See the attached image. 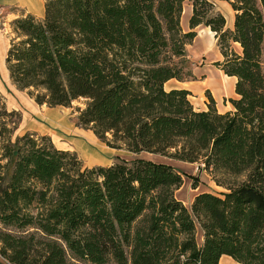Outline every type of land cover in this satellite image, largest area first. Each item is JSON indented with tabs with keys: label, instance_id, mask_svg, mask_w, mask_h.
I'll list each match as a JSON object with an SVG mask.
<instances>
[{
	"label": "trees",
	"instance_id": "16d2710c",
	"mask_svg": "<svg viewBox=\"0 0 264 264\" xmlns=\"http://www.w3.org/2000/svg\"><path fill=\"white\" fill-rule=\"evenodd\" d=\"M191 5L184 32L180 17ZM232 27L209 0H45L42 17L11 20L5 65L18 89L49 107L76 106V125L109 147L196 162L240 177L190 206L172 187V166L134 158L85 166L48 134L12 139L21 114L0 96V264H264V0H228ZM198 25L217 38L216 65L235 77L231 109L208 95L195 109L185 88V45ZM147 212L132 230L133 223Z\"/></svg>",
	"mask_w": 264,
	"mask_h": 264
},
{
	"label": "rangeland",
	"instance_id": "374dc122",
	"mask_svg": "<svg viewBox=\"0 0 264 264\" xmlns=\"http://www.w3.org/2000/svg\"><path fill=\"white\" fill-rule=\"evenodd\" d=\"M209 1L212 2L214 11L224 15L226 27H232L230 16H234V11L228 0ZM21 2L28 9L17 0H0V96L7 110H15L21 114L20 122L12 139L28 130H34L40 134L46 133L56 147L75 151L85 166L109 165L117 161H131L134 158L167 163L180 174L182 179L180 184L172 187L173 195L187 207L199 192L207 191L220 194L226 191L227 185L239 182L240 177H226L214 172L213 168L203 159L186 162L148 152L134 154L122 148L109 147L98 139L92 130L76 125L73 119V110L76 106H83L84 99L74 100L70 107H49L45 104H37L27 89H18L9 78L4 60L5 52H3L10 39L15 36L11 20L27 13L42 17L45 0H21ZM190 14L191 8L188 11L182 10L183 19L188 16L187 23L184 22L183 25H181L180 17V25L184 32L191 30L188 26ZM193 30L196 33L195 36L185 45L187 67L191 70L192 77L187 81H181L183 83H179L175 79L170 82L173 87L185 88L190 91L188 98L197 110L207 108L208 95L213 97L215 106L217 103V109L220 112L229 110L232 108L229 98H235L236 95L234 86L216 65V61L221 60L217 38L204 25H198ZM164 87L168 90L169 83ZM146 215L147 212L143 213L133 223L132 230H135ZM0 231L15 236H24L35 232L33 228L17 229L1 223ZM35 233V236L39 235L37 231ZM222 257L224 258L223 264H237L227 255ZM67 260L70 264H90L77 260L70 254L67 256ZM106 264L117 263L109 261Z\"/></svg>",
	"mask_w": 264,
	"mask_h": 264
},
{
	"label": "crops",
	"instance_id": "0c3cea01",
	"mask_svg": "<svg viewBox=\"0 0 264 264\" xmlns=\"http://www.w3.org/2000/svg\"><path fill=\"white\" fill-rule=\"evenodd\" d=\"M19 3H21V5H23V6H25L26 7V5H24L22 2H21V0H17ZM191 5H190V3L189 2H184V5H183V10H187L188 11V9L189 8H191L190 7ZM27 8V7H26ZM28 9V8H27ZM32 13H34V12H32ZM35 14H38V13H35ZM187 18H188V16H186L184 19H183V15L181 16V25H183L184 24V22L185 23H187ZM230 21H231V23L233 22V16H230ZM206 27V26H205ZM208 30H210L209 28H208ZM211 31V30H210ZM211 33H212V31H211ZM7 47H8V44H7V46H6V48H4V50H3V52H5V55H6V51H7ZM5 57V56H4ZM5 60V59H4ZM226 77L229 79V82H230V84L232 85V86H234V84H235V77H233V76H227L226 75ZM171 80H173V79H170V80H168V81H166L165 82V84H164V86L167 84V83H169V85H170V87H169V89L170 88H173V86H172V84H171ZM177 81V80H176ZM177 82H179V83H183V82H181V81H177ZM176 88H178V87H176ZM56 107V106H55ZM218 107V105H217V103H216V108ZM201 110H205V109H201ZM218 110V109H217ZM219 112H220V110H218ZM226 111V110H225ZM30 131H34V130H30ZM46 134V133H45ZM221 259H223V257L221 258ZM238 264V263H237Z\"/></svg>",
	"mask_w": 264,
	"mask_h": 264
},
{
	"label": "bare ground",
	"instance_id": "6f19581e",
	"mask_svg": "<svg viewBox=\"0 0 264 264\" xmlns=\"http://www.w3.org/2000/svg\"><path fill=\"white\" fill-rule=\"evenodd\" d=\"M223 260H224V258L220 260V264H223ZM226 261H227V260H226Z\"/></svg>",
	"mask_w": 264,
	"mask_h": 264
}]
</instances>
